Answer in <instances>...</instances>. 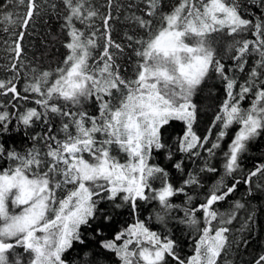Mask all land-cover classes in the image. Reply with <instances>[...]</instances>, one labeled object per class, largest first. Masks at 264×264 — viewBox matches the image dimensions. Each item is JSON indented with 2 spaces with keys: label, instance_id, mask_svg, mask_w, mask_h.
Wrapping results in <instances>:
<instances>
[{
  "label": "snow or ice",
  "instance_id": "snow-or-ice-1",
  "mask_svg": "<svg viewBox=\"0 0 264 264\" xmlns=\"http://www.w3.org/2000/svg\"><path fill=\"white\" fill-rule=\"evenodd\" d=\"M19 3L23 4L24 0ZM60 4L63 8L57 15L63 19L61 28L67 32L64 43L67 55L62 66L55 70L54 80L50 79L52 72L44 71L24 87V93L38 97L35 103L44 112L28 108L18 118L31 127L42 117L47 122L48 114L52 113L69 117L70 123L61 128L62 140L52 135L50 128L43 135L32 137L46 141L47 160L35 148L26 154L7 152V166L0 168V264H77L65 254L75 243H85L82 228H90L98 215H103L106 222L112 220L99 207L102 203L108 202L116 209L128 206L135 215L140 201H157L161 212L156 218L162 223L173 208L180 207L171 203L170 198L184 194L185 205H191L194 197L185 188L204 186L196 175L189 172L179 186H174L165 168L149 164L154 151L167 150L166 158H172L164 133L173 120L185 124L178 150L197 157L203 150L210 158L221 148L229 128L239 125L223 153V173L219 179L209 186L203 202L183 209L181 222L200 233L193 254L182 257L174 240H162L139 218L112 239L101 240L100 249L114 254L117 264H218L230 246L228 225L245 204L237 200L226 213L214 206L231 196L239 184L252 185L253 178H264V164H258L243 177L238 175L249 142L264 133V12L256 19H246L239 0H180L170 12L161 11L162 0H139L144 8L129 3V10L135 7L143 14L132 12L126 19L144 29L147 38L135 39L139 46L135 49L138 58L135 76L126 78L117 63L124 47L111 34L112 10L118 11L121 5L116 0H106L108 11L101 13L90 0H60ZM50 6L53 10L58 7L55 3ZM257 6L264 9V0H258ZM38 8L36 0H27L23 28L28 27L34 15H39ZM158 12L161 23L154 28L152 18ZM97 19L102 20L101 27L96 26ZM77 23L83 27H77ZM224 30L229 35L251 30L254 37L234 41L229 46L238 52L233 59L241 72L247 64L246 56L258 57L247 80L239 85L226 74L213 46L212 34ZM24 35L20 32L14 47L9 48L15 54L14 59L22 56ZM127 39L134 38L127 36ZM101 41L102 51L95 55ZM9 70L17 75L7 81L0 80V95L11 94L13 100H28V95L21 96L17 89V64L13 63ZM211 73L225 82L226 92L212 125L219 123L221 128L214 141L211 128L204 137L193 130L198 112L194 97ZM237 87L239 91H234ZM250 94L254 98L245 109L241 102ZM90 97H95L99 104L96 116L83 110L65 111L61 104L82 108ZM9 117V112L0 111V128L7 129ZM48 141L54 142V146ZM113 146L125 154L123 162L113 155ZM3 156L4 147L0 145V157ZM45 165L46 170L41 171ZM173 167L183 175L182 161ZM203 171L215 173L218 169L205 161ZM228 179L232 180L231 184L227 183ZM157 180L161 186L154 188ZM118 200L122 203H117ZM197 213H202L203 227ZM95 234L102 232L97 229ZM83 264L112 262L103 252L86 251ZM254 264H264V253L257 256Z\"/></svg>",
  "mask_w": 264,
  "mask_h": 264
},
{
  "label": "trees",
  "instance_id": "trees-1",
  "mask_svg": "<svg viewBox=\"0 0 264 264\" xmlns=\"http://www.w3.org/2000/svg\"><path fill=\"white\" fill-rule=\"evenodd\" d=\"M90 2L94 7L99 8L101 13L108 11L106 0H90ZM116 2L121 7L118 11L112 10L114 19L112 20L111 34L112 38L124 47V52L118 56L117 63L120 65L122 75L126 78H134L138 60L135 56V49L139 47L135 44V39L141 37L146 39L147 34L144 29H141L134 21L126 19V17L131 16L132 12H136L137 15L143 13L135 7L131 10L127 8L129 3L139 4V0H116ZM179 2L180 0H162L161 11L170 12ZM36 3L39 5L37 9L39 15H34L25 29L21 25L27 12V0H24L23 4H20L19 0H0V80L7 81L17 75V73L9 70L13 63L17 64L18 79L15 81L17 89L21 96L28 95L29 97L28 100H13L11 94L7 96L0 95V105H2L0 111L10 113L7 129L0 128V145L4 147V156L0 157V168L7 166V152L11 150L26 154L29 150L35 148L39 151L41 157L47 160L45 155L48 150L46 141L43 139L33 140L32 137L38 133L43 135L50 128L51 134L62 140L64 139V133L61 128L63 124L70 123L69 117L52 113L48 114L47 122L42 117L40 121H36L31 127L25 126L18 118L28 108H36L38 111L44 112V109L35 103V99L38 97L33 93H24V87L27 83L32 82L34 76L44 71L52 72L53 75L50 79L54 80L56 78L55 70L62 66L63 60L67 55V49L64 47V43L68 39L67 32L61 28L64 21L57 15L63 5L60 4V0H36ZM53 3L58 5L56 10H53L50 6ZM239 3L241 4V13L246 19H256L261 12H264V9L257 6L258 0H239ZM139 8H144V5L139 4ZM9 15L10 19H6ZM152 20L153 27H158L161 23L160 13L158 12ZM95 23L97 27L102 26V20L100 19H97ZM77 27L83 26L77 23ZM20 32H24L25 35L21 41L23 53L21 58L17 60L14 59L15 54L9 48L14 47L13 42L18 38ZM127 36H132L134 38L133 41H129ZM212 37L216 55L221 59V63L225 65L226 74L234 78L237 81V85L244 83L258 57L255 55L246 56L247 64L244 71L241 72L237 66V61L233 59L234 56L238 55V52L235 48H230L229 46L237 40L253 39L251 30L242 35H229L227 30H224L213 33ZM102 43L101 41V48L96 50L95 55H99L100 51H102ZM34 69L35 72L33 71ZM234 91H239V87ZM253 98V95L250 94L241 102V106L245 109L249 108ZM225 99V82L217 74L211 73L194 97L198 112L193 130L197 135L204 137L208 134V129L211 128V140L214 141L216 139L221 128L219 123L215 127H212V125ZM61 104L65 111L77 112L83 110L92 116L99 114V104L95 97H90L84 101L82 108L73 106L70 103L63 105V102H61ZM238 128L239 125H233L229 128L227 136L221 141V148L217 149V154L214 157L210 158L207 152L203 150L200 151V156L197 157L178 150V140L185 131V124L182 121H171L169 126H167L164 137L173 152L172 158H166L167 150L154 151L149 164L165 168L169 173V180L174 186H179L189 172L196 175L204 186L197 187L193 185L185 188L187 194L194 197L192 204L185 205L186 196L184 194L170 198L171 203L180 205V207L173 208L162 223L156 218L157 213L161 212V207L157 201L148 203L140 201V207L135 215L131 213L128 206L116 209L108 202L102 203L99 207L104 210L105 214L112 216L111 222H106L103 215H98L91 222L90 228H82V238L85 243H75L74 248L65 254L66 258L77 262V264H83L84 252L90 251L94 254L103 252L104 256L108 257L112 264H117L114 254L100 249V241L112 239L118 231L134 223L137 218L144 221L150 230L157 232L162 240L165 238L174 240L177 245V251L182 257L191 256L200 233L188 224L181 222L184 219L183 209L186 206L195 207L203 202L204 194L208 191L209 186L219 179L223 173V153L228 150V145L234 138ZM70 130L75 131L71 127ZM48 143H53L54 146V142L48 141ZM208 146L210 145L206 147ZM113 155L118 156L121 162L126 159L125 154L120 153L115 146H113ZM180 161H182L184 169L183 175L173 167L175 163ZM205 161H208L218 171L215 173L201 172V169L205 167ZM240 163L242 168V172L238 174L240 177L245 176L250 170H254L258 164H264V133L249 142L248 150L243 154ZM46 167L47 165L41 171L46 170ZM253 180L254 183L252 185L239 184L237 190L231 196L214 206L221 213H226L232 210L234 202L237 200L245 204V208L238 210L236 219L228 225L230 228V246L227 252L222 254L218 264H224L225 261L230 262V264H254L257 256L264 253V187H256L258 184L264 185V178L258 176L253 178ZM227 183L231 184L232 180L228 179ZM160 186V180L153 183L154 188H159ZM249 188H251V193H249ZM117 203L122 202L118 200ZM250 215L252 219H248ZM197 216L201 221L200 226L203 227L202 213H197ZM97 229L102 232V235L95 234ZM17 251L21 250L17 249Z\"/></svg>",
  "mask_w": 264,
  "mask_h": 264
}]
</instances>
